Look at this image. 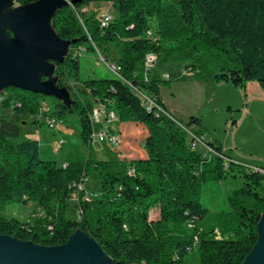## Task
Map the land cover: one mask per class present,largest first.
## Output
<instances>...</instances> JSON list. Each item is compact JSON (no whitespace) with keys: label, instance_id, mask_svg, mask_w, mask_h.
I'll return each mask as SVG.
<instances>
[{"label":"trees","instance_id":"16d2710c","mask_svg":"<svg viewBox=\"0 0 264 264\" xmlns=\"http://www.w3.org/2000/svg\"><path fill=\"white\" fill-rule=\"evenodd\" d=\"M67 2L52 15L50 25L71 42L53 72L56 85L69 91V105L16 87L0 91V234L52 246L78 229L115 264H184L193 247L198 264H241L256 242L264 212V175L233 161L217 142H205L215 152L209 157L198 152L193 143L202 133L192 130L194 139L188 138L182 122L164 106L160 86L170 82L162 76L167 64L184 63L195 79L229 82L243 91L247 82L255 81L264 95V0ZM99 3H111L115 11L106 25L98 10H86ZM82 52H100L106 62L119 65L120 76L83 74ZM145 57L157 58L149 70ZM137 91L169 116L145 106ZM94 107H100L103 119L110 112L118 123H142L150 143L147 154L119 157V139L118 146L107 145L113 158L57 163L39 157L38 140H19L23 116L58 122L69 113L89 144ZM235 123L232 119L231 125ZM183 124L199 126L200 118L190 116ZM89 174L98 184L90 196L77 189ZM228 177H239L240 185L227 196L226 208L213 211L203 224L208 212L203 186ZM14 202L35 204L27 220L6 215L5 207ZM153 208L158 212L150 218Z\"/></svg>","mask_w":264,"mask_h":264},{"label":"rangeland","instance_id":"374dc122","mask_svg":"<svg viewBox=\"0 0 264 264\" xmlns=\"http://www.w3.org/2000/svg\"><path fill=\"white\" fill-rule=\"evenodd\" d=\"M18 5L14 3L12 7ZM88 9H96L99 14L114 15L115 13L111 3L90 4L86 10ZM150 21L152 24L156 22L155 18ZM110 58L112 60L116 58L113 50L110 51ZM102 59L103 56L100 52H84L80 56L82 73H89L96 77H115V74ZM156 59L155 57L151 63L154 64ZM107 62L110 63L111 61ZM150 68L152 67H147L145 70ZM162 76L170 82L160 86V96L168 106L174 107L173 115L178 121L182 122L180 124L182 128H186L183 123L190 116L199 117L200 125L189 126V128H186L188 131L193 133L192 130L199 129L202 133L201 136L206 141L223 144L226 154L233 161L246 167H254L253 165L262 163L264 160V95L255 81H252L255 82V87L248 86L251 102L247 105L246 95L243 98V90L234 87L229 82L195 79L189 68L184 67V63L167 64L163 68ZM71 85L73 88L81 89V86L77 83H71ZM47 101L51 103L50 98H47ZM5 112L8 113L9 110ZM232 119L236 121L235 125H231ZM23 120L26 123L21 125L22 122H20L21 136L19 140H38V153L42 159L55 160L57 163L68 161L81 163L89 156L94 159L106 160L113 158L115 155V153L108 150L107 144L98 141L96 138H93L89 144L84 143L79 134L78 121L72 114L66 113L63 115V118L56 122L54 128H49L42 116H27ZM137 123L123 122L120 124L117 120H114L110 124H104V126L113 134L118 135L121 140L119 148L122 150L126 151L129 145H138L147 154L150 143L145 133L144 135L139 134V141L134 142L132 136L121 137L116 126L118 125L122 132H129L136 127ZM139 124L144 126L142 123ZM187 134L188 138L194 139L189 133ZM197 138L199 141H196L194 147L198 152L209 157L211 153H208L201 144L200 137ZM61 140L64 141L63 144ZM86 177L82 189L90 196L92 193H96L98 184L93 174ZM239 185V177H228L220 182H210L203 186L202 202L208 208V212L203 218V224L210 221L213 211L226 208L227 196ZM73 203L71 205L72 209ZM34 208L35 204L32 202L26 204L14 202L5 207V213L24 221L32 214ZM153 212L158 211L153 208L150 211V218L154 216ZM184 264H198V253L195 247L185 255Z\"/></svg>","mask_w":264,"mask_h":264},{"label":"water","instance_id":"95a60500","mask_svg":"<svg viewBox=\"0 0 264 264\" xmlns=\"http://www.w3.org/2000/svg\"><path fill=\"white\" fill-rule=\"evenodd\" d=\"M13 4L14 0H0V91L16 87L54 96L69 105V91L56 85L53 72L71 42L61 39L50 25L52 15L67 5V0H37L12 7ZM0 264L115 262L94 239L77 229L66 242L52 246L0 234ZM241 264H264V212L257 222L256 242Z\"/></svg>","mask_w":264,"mask_h":264},{"label":"built area","instance_id":"2783aa9c","mask_svg":"<svg viewBox=\"0 0 264 264\" xmlns=\"http://www.w3.org/2000/svg\"><path fill=\"white\" fill-rule=\"evenodd\" d=\"M112 18V15H108V14H102V25H106V21H109ZM103 60V59H102ZM153 59H149L145 57V62H144V67L145 69H147V67H151L153 63L152 62ZM104 63L106 64V66L111 69V71L115 74L119 75V65L117 63L114 62H106L105 60H103ZM139 97L141 98V100L143 101V103L145 104V106H147L148 108H150L151 106H156L154 101L148 97L146 94H143L140 91H137ZM2 99V96H0V100ZM157 107V106H156ZM158 110H160L161 112L165 113L166 115L169 116L168 113H166L164 110H162L161 108L157 107ZM90 121L92 123V131H91V139L96 138L98 141L103 142L105 144H107L110 147H116L119 144V137L117 134H113L112 132L109 131V129L107 127L104 126V124H110V122L116 120V117L113 116L112 113H108V119H100V107H94L92 112L89 115ZM45 121L47 123V126L49 128H54L56 125V122L51 119V118H45ZM103 124V125H102ZM181 126V125H180ZM183 129L189 133L191 135V137L193 136L192 133L190 131H188L186 128L183 127ZM198 140V138H195V142L193 143V147L196 144V141ZM199 141V140H198ZM62 142V141H61ZM206 150L208 153H215L213 151V149H211L210 147H208L206 144H204ZM195 148V147H194ZM254 169H256L257 171H259L261 174L264 175V165L263 166H254ZM82 185L81 183H78L77 185V189L78 190H82Z\"/></svg>","mask_w":264,"mask_h":264},{"label":"crops","instance_id":"0c3cea01","mask_svg":"<svg viewBox=\"0 0 264 264\" xmlns=\"http://www.w3.org/2000/svg\"><path fill=\"white\" fill-rule=\"evenodd\" d=\"M249 85H252L253 87H255V82H247L246 83V85H245V88H244V91H245V94H246V98H247V105H249L250 104V102H251V98H250V96H249V92H248V86ZM240 89V88H239ZM242 90V89H241ZM161 100H162V102H163V104H164V106L166 107V109L168 110V112L174 117V115H173V112L175 111V109H174V107L173 106H168L167 105V103H165V101L163 100V98L161 97ZM175 106V105H174ZM24 117H27V116H23L22 117V119H21V125H23V124H25L26 123V121L25 120H23V118ZM175 118V117H174ZM176 119V118H175ZM120 124H122V123H120ZM117 126V130L120 132V136L121 137H126V136H132L133 137V141L134 142H137V141H139V139H138V135L139 134H143L144 135V133H145V135H146V129H145V127L144 126H142L141 124H139V123H137L136 124V127L134 128V129H132L131 131H129V132H122L121 131V129L118 127V125H116ZM20 136H21V130H20ZM200 139L202 140V141H200L201 142V144L204 146V144H205V142H206V140L203 138V136H201L200 137ZM220 144V143H219ZM221 145V148H222V151L224 152V153H226L225 152V148H224V146H223V144H220ZM205 147V146H204ZM116 153H117V155L119 156V157H127L126 159H128V158H133V157H142V156H145L146 154L143 152V150L141 149V146H134V145H132V146H130L129 145V148H127L126 149V151H124V150H122L121 148H118L117 149V151H116ZM136 155V156H135ZM231 158V157H230ZM232 159V158H231ZM263 164H264V160L262 161V163L261 164H259V165H257V164H255V165H253V166H263ZM156 213H154V216H153V218H155L156 217Z\"/></svg>","mask_w":264,"mask_h":264},{"label":"bare ground","instance_id":"6f19581e","mask_svg":"<svg viewBox=\"0 0 264 264\" xmlns=\"http://www.w3.org/2000/svg\"><path fill=\"white\" fill-rule=\"evenodd\" d=\"M101 116H102V115H101V113H100V118H101Z\"/></svg>","mask_w":264,"mask_h":264}]
</instances>
